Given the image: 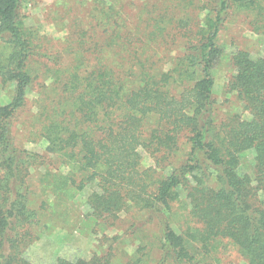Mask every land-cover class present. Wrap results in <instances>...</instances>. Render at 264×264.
I'll return each instance as SVG.
<instances>
[{"label":"trees","instance_id":"1","mask_svg":"<svg viewBox=\"0 0 264 264\" xmlns=\"http://www.w3.org/2000/svg\"><path fill=\"white\" fill-rule=\"evenodd\" d=\"M89 2L58 52L25 25V0H0V83L13 86L0 105V264H110L114 245L91 257L71 244L56 257L39 255L36 227L67 211L109 227L131 209L141 220L133 215L127 235L139 245L126 264L147 263L149 242L136 235L155 220V264H235V253L241 264H264V56L231 51L226 90L242 113H221L214 92L220 36L238 16L264 37V0ZM41 60L45 71H34ZM30 106L28 129L47 142L44 153L18 138ZM144 152L155 158L151 167ZM245 152L251 174L240 168ZM40 167L54 200L35 209L31 177ZM88 186L83 211L77 198Z\"/></svg>","mask_w":264,"mask_h":264},{"label":"rangeland","instance_id":"2","mask_svg":"<svg viewBox=\"0 0 264 264\" xmlns=\"http://www.w3.org/2000/svg\"><path fill=\"white\" fill-rule=\"evenodd\" d=\"M28 3L26 9L25 25L34 33L35 39L47 49H54L60 52L63 47L67 46L66 41L71 36V27L78 15L88 17V12L91 7L89 0H25ZM140 6L141 0H133ZM242 17L237 16V21L228 24L227 28L223 31L219 38V43L225 49V55L218 63L215 69L216 85L214 92L219 102V111L226 112L229 109L238 110L243 112V106L237 101L236 95L227 92V82L232 72L231 65V51L235 46L246 48L251 51L254 56H264V37L254 32L246 23H242ZM54 46V47H53ZM58 52H55L56 54ZM46 63L44 60L33 63L34 71H45ZM12 85H2L0 83V105L8 103L11 98ZM36 90L39 85L36 84ZM27 97L32 105L36 99L35 90L29 91ZM27 108L17 121L16 127L19 134V140L25 143V147L30 150L44 153L46 141L39 140L29 128L30 121L35 114L36 108L30 111ZM29 117V118H28ZM240 168L243 172L252 173L254 167L253 155L245 152L240 156ZM155 163V158L150 153L144 152L143 166L151 167ZM44 171L43 167L35 169L32 172L31 183L33 193L31 196V207L38 209L44 200L53 201L52 196H48L42 190L40 182V174ZM92 187H86L81 194H79L77 201L81 202V209L85 211L86 207L83 201L91 192ZM184 199V195L182 196ZM175 210L180 211L183 209V204L176 202ZM131 213L123 212L120 220L114 226L107 227L102 221L95 219H88L83 221L77 219L72 211L60 213L58 215H47L41 217L42 222L37 225L38 240L34 244L35 251L39 255L47 258L58 256L65 246L68 244L73 245L75 250L83 257H91L93 252L104 253L110 245H114V255L110 264H126L139 245V241L131 242L135 236L128 234V228L132 227L130 221L132 217L136 220H141L140 213L137 209H131ZM56 213L64 212L62 206L56 207ZM77 211V210H76ZM75 211V212H76ZM69 213V214H68ZM145 214V212H144ZM133 217V218H134ZM75 219V220H74ZM184 220V215L178 213L174 221L175 223ZM97 231V232H96ZM179 231V230H178ZM123 235L120 240H114L115 236ZM143 237L149 242V250L147 255L146 264H155L160 260L161 250L158 244L157 235H159V222L155 220L154 223L148 224L140 228L136 237ZM123 242V244H121ZM123 245V246H122ZM236 260L235 264H241L240 258L234 254ZM230 259V257H229ZM243 264V263H242Z\"/></svg>","mask_w":264,"mask_h":264}]
</instances>
